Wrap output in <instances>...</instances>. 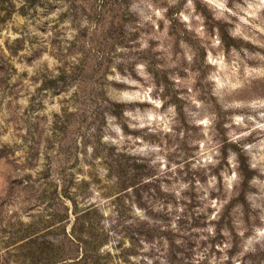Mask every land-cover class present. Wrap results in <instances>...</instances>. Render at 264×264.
<instances>
[{"label":"rangeland","instance_id":"rangeland-1","mask_svg":"<svg viewBox=\"0 0 264 264\" xmlns=\"http://www.w3.org/2000/svg\"><path fill=\"white\" fill-rule=\"evenodd\" d=\"M25 2L0 4V264H264V0Z\"/></svg>","mask_w":264,"mask_h":264},{"label":"trees","instance_id":"trees-1","mask_svg":"<svg viewBox=\"0 0 264 264\" xmlns=\"http://www.w3.org/2000/svg\"><path fill=\"white\" fill-rule=\"evenodd\" d=\"M11 0H0V4H3V3H5V2H10ZM26 2H25V5H26V8L27 7H33V6H36L37 4H39V0H25ZM4 9V8H3ZM117 105V104H116ZM73 234H74V232H73ZM30 239H32V238H30ZM72 240V239H71ZM73 241V240H72ZM84 256H86V254H84L78 261H80L81 259H83L84 258ZM87 257V256H86ZM61 258V257H60ZM68 258L67 257H64V258H62L60 261V263L59 264H64L65 262H63V261H66Z\"/></svg>","mask_w":264,"mask_h":264}]
</instances>
